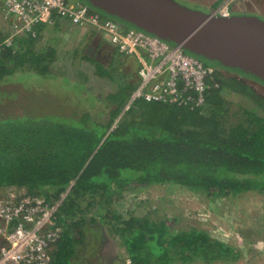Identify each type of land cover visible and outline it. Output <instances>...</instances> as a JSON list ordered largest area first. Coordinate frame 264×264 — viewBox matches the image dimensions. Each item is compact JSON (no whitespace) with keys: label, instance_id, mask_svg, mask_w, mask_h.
<instances>
[{"label":"trees","instance_id":"obj_1","mask_svg":"<svg viewBox=\"0 0 264 264\" xmlns=\"http://www.w3.org/2000/svg\"><path fill=\"white\" fill-rule=\"evenodd\" d=\"M43 56L5 50L0 55V83L18 72L56 78L49 67L52 62ZM228 73L224 76L215 69L207 81L205 104L195 111L137 101L122 113L136 86L122 74V83L117 81L114 93L106 95L84 93L86 87L77 82L60 84L65 88L58 89L60 99L72 91L79 101H65V113L53 114L46 107L33 116L25 112L30 98L8 93L11 86L0 90L7 92V100L0 103V190L25 189L28 195L52 203L69 189L58 208L62 233L50 264H237L242 260L241 249L211 237L207 230L178 229L177 218L136 216L118 209L124 193L155 185L183 187L213 202L249 193L264 196V96L247 79ZM30 88L43 89L36 84ZM28 89L24 91L30 94ZM81 94L85 104L76 98ZM44 96L52 105L53 94ZM237 96L249 106L235 101ZM101 99L107 103L104 120L95 116ZM263 218L256 217L264 228ZM104 230L117 240L122 254H103ZM240 234L247 247L248 237Z\"/></svg>","mask_w":264,"mask_h":264},{"label":"built area","instance_id":"obj_2","mask_svg":"<svg viewBox=\"0 0 264 264\" xmlns=\"http://www.w3.org/2000/svg\"><path fill=\"white\" fill-rule=\"evenodd\" d=\"M0 1L4 14L16 20L10 35L0 41V55L8 49L15 51V38L36 39L38 28L51 24L55 16L73 26L95 30L119 54L135 59L136 86L122 113L137 101L173 105L189 111L204 106L207 81L215 69L188 56L180 46H169L127 29L76 0ZM236 1L225 0L211 14L230 15L229 6ZM213 87L218 88V84L214 83ZM68 191L50 203L42 196L28 195L25 189L0 190V264L51 263V251L62 233L57 212Z\"/></svg>","mask_w":264,"mask_h":264},{"label":"rangeland","instance_id":"obj_3","mask_svg":"<svg viewBox=\"0 0 264 264\" xmlns=\"http://www.w3.org/2000/svg\"><path fill=\"white\" fill-rule=\"evenodd\" d=\"M174 1L188 9L208 14L211 12L210 6L215 3H217V5L222 4L225 0ZM241 1L242 3L244 2V4L249 3L247 0H239L238 3ZM253 4L255 14L247 15L256 16L264 20V0H254ZM232 5L229 6L230 9H232ZM215 8L216 6L213 7L212 11L215 10ZM11 24L12 21L10 20V17L4 14L3 9L0 6V32L2 30L3 34H5L3 29L10 30L12 27ZM103 41L104 44L110 45L105 38H103ZM71 47L72 46H68L69 49H71ZM78 49L77 53L72 55L61 53V61L57 62L54 70H52V73L55 74L57 79L52 78L46 80L34 78L35 75L33 74H21L18 72L16 75L13 74L7 76L5 79L7 82L0 83V90H2L4 86L9 88L12 87L15 88V91L11 88L8 93L15 92L18 96L19 93L22 94L21 96L26 95L24 98L26 100L30 98V100L25 106L27 107L25 112L28 111L29 114L31 113L33 116H39L46 107H48L47 109L53 114L56 112L65 113L67 112L66 107H64L65 105H63L65 101H69L70 103L79 102L77 99L73 98L75 97V94L72 91L70 95L64 96L60 99L57 95L58 89H61L62 91L65 90L60 84L69 85V83L73 84V82H77L86 87H82L84 93V90H86L90 92L93 91L95 95L97 93H103L102 95H106L107 93H114L117 88V81H119V84L122 83V81H120V74L125 75L129 83H136L137 65L129 59V56L122 55L124 56L123 61L116 57L113 63L109 64L117 69L116 71H112L109 68L101 66L102 64H104L105 67H108L109 65L106 62L107 60L100 59L96 54L93 56L88 55L94 61H87V59L90 60V58H87V52L84 45H81ZM95 60H97L98 63H95ZM40 62H36L34 65H37ZM43 65L44 63H41V65L38 66L41 67ZM95 73L100 77L104 76L113 79L114 83L106 78L97 77ZM222 75L227 76L225 72H222ZM29 83L36 84L37 87L41 85L43 89L41 88L39 92L37 90H32ZM248 83L258 94L264 96V89L250 82ZM21 87H23V90ZM28 87L30 94L24 91ZM6 93L0 92V103L7 100ZM49 93L53 94L52 105H50V101L46 100V97L44 96ZM37 97L39 98L38 100ZM76 98L81 99L85 104L83 94H81V96L78 95ZM228 99L234 98L229 97ZM235 99V101L238 102L242 100L246 107L249 106V103L243 98L237 96ZM57 100L61 101L62 106H57L55 104ZM61 103L58 102V105ZM96 103V119H106L104 111L107 103H105V99H101V101ZM84 104H82V106ZM118 209L123 213L129 212L136 216L150 215L157 218H177L176 228L178 229H184L187 227L201 228L207 230L211 237L241 249L243 251V258L237 264H264V243L261 238L264 237V228L259 225L258 219H256L257 215H263L264 217V196L256 193H249L241 195L234 200H215L213 202L206 200L204 197L183 187L175 185H155L146 189L124 193L123 199L118 204ZM257 211H259V214H257ZM261 223L264 225V221ZM103 233H105L104 236L106 237L102 249L103 254L111 255V257L112 255L115 256L117 253L122 254L117 240L112 236H109V232L104 230ZM240 233H244L245 236L248 237L247 239L249 240L247 241H249V243H247V247H245L242 242L245 237Z\"/></svg>","mask_w":264,"mask_h":264},{"label":"water","instance_id":"obj_4","mask_svg":"<svg viewBox=\"0 0 264 264\" xmlns=\"http://www.w3.org/2000/svg\"><path fill=\"white\" fill-rule=\"evenodd\" d=\"M76 1L127 29L180 46L206 66L264 88V20L256 16H214L174 0Z\"/></svg>","mask_w":264,"mask_h":264},{"label":"crops","instance_id":"obj_5","mask_svg":"<svg viewBox=\"0 0 264 264\" xmlns=\"http://www.w3.org/2000/svg\"><path fill=\"white\" fill-rule=\"evenodd\" d=\"M247 1L249 2V3L247 2L248 4H244V2L242 3V1L238 3V0L234 2L232 5V9H230L231 10L230 15L233 13L240 15L255 14L254 13L255 10L253 8L254 0H247ZM220 5L221 4L217 5V3H215L214 5L210 6L211 12L214 6H216L215 8L216 10ZM0 6L2 7L1 1H0ZM10 20L12 21V23L16 22V20L13 17H10ZM10 30L3 29V31H5L4 32L5 34H3L1 30L0 35L2 36L0 37H3V40L6 39L7 36L10 35L11 33ZM103 38L104 37L102 34L96 32L91 28L76 27L73 26L69 21L58 19L55 18L54 16L51 21V24H44L38 28V37L36 39H30L24 36L15 38L14 44L16 49L14 52L31 51L39 55L44 54L43 59H47L48 62H52L49 66L50 69L52 70H54L55 66L57 65V62L61 61L62 59L61 53H64L66 55L76 54L77 51L79 50L78 48L81 47V45H84L86 48V52H90L92 56L96 54L97 56L100 57V59H104L105 61L107 60L106 62L108 63V65L110 63L112 64L116 57L119 60L123 61L124 56L119 54L117 50L111 45L104 44ZM68 46H72L71 49H69ZM90 56H88L87 53V58L88 57L90 58ZM129 59L134 63H136L133 57H129ZM87 61H94V60L90 58V60L87 59ZM95 62L98 63L97 60H95ZM102 66L104 68H107L104 66V64H102ZM222 72H225L227 74L226 71L222 70ZM228 74H229L228 76L230 77L237 76L236 74L233 73H228ZM52 75L55 74L52 73ZM260 88L264 89L263 87Z\"/></svg>","mask_w":264,"mask_h":264}]
</instances>
